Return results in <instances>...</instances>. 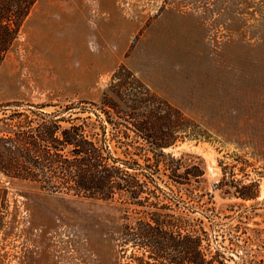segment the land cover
<instances>
[{
    "label": "rangeland",
    "instance_id": "rangeland-1",
    "mask_svg": "<svg viewBox=\"0 0 264 264\" xmlns=\"http://www.w3.org/2000/svg\"><path fill=\"white\" fill-rule=\"evenodd\" d=\"M123 70L135 77L129 86L144 85L202 133L164 149L184 159L181 173L204 170L191 187L159 181L165 213L203 229L222 264H264V0H39L0 66V119L32 110L69 120L73 108L94 133L106 126L119 156L101 109ZM131 152L153 157L146 144ZM231 183H256L259 197L226 194ZM135 208L0 172V264H125L120 232Z\"/></svg>",
    "mask_w": 264,
    "mask_h": 264
},
{
    "label": "trees",
    "instance_id": "trees-1",
    "mask_svg": "<svg viewBox=\"0 0 264 264\" xmlns=\"http://www.w3.org/2000/svg\"><path fill=\"white\" fill-rule=\"evenodd\" d=\"M38 1L0 0V66ZM123 71L126 78L119 77L120 72L114 75L101 109L116 132L112 140L123 150L121 155H114L107 144L106 126L100 127L101 133H94L96 129L89 119H71L73 108H66L71 115L69 120L60 111H16L0 119V172L50 192L65 190L110 201L118 198L135 206L124 215L120 232V254L126 259L125 264H222L216 260L217 254L208 255L203 229L188 225L181 215L165 213L172 210L171 206L161 204V198L170 196L158 185L164 177L191 187L204 176L198 163L184 167L181 173L184 159L164 153L173 140L188 137L200 141V128L144 85L129 86L126 79L135 77ZM114 98L120 103H115ZM63 122L70 126L64 127ZM171 123L172 136L167 134ZM129 132L134 133L135 139ZM145 144L153 157L131 152L132 148L141 151ZM135 156L142 157L144 164ZM231 184L224 191L226 194L243 201L259 197L256 183L241 187Z\"/></svg>",
    "mask_w": 264,
    "mask_h": 264
}]
</instances>
